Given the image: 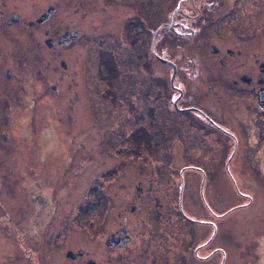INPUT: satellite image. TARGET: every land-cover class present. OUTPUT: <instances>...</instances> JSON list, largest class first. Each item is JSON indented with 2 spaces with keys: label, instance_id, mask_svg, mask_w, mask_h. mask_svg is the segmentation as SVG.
<instances>
[{
  "label": "flooded vegetation",
  "instance_id": "1",
  "mask_svg": "<svg viewBox=\"0 0 264 264\" xmlns=\"http://www.w3.org/2000/svg\"><path fill=\"white\" fill-rule=\"evenodd\" d=\"M103 1L0 0V264H159L163 191L162 202L170 205L175 199L179 209L174 225L175 231L181 229L175 239L179 263L176 259L173 264H264L263 0H206L204 7L198 0H180L167 21L160 20L151 43L152 50L157 35L156 55L151 53L157 57L159 51V63L172 73L170 87L177 96L168 118L174 133L184 132L172 136L162 128V140L179 143L188 134L191 142H213L215 165L210 170L181 168L180 184L163 185L166 189L155 178L148 183L144 178L118 220L111 221L115 192L111 199L104 194V205L99 208L97 201V209H91L90 199L98 182L88 185L89 193L82 197L81 176L93 157L85 163L81 156L87 146L76 130L80 125L73 128L61 107H51L53 101L66 105L74 94L71 107L80 101L84 40L104 28L99 27L101 13L112 19L117 36L146 43L143 0L136 3L138 18L129 20L123 10L109 8L114 0ZM187 2L192 3L190 11L184 8ZM156 12L154 25L159 8ZM225 20L233 25L224 35L214 37L205 29ZM171 23L172 30L163 27ZM201 37L206 51L195 45ZM185 41L196 46L197 56L182 61L165 55ZM35 109L38 120L32 118ZM188 169L197 175L187 182ZM114 170L102 174L113 177ZM208 173L221 183H196ZM146 207L149 216L137 217ZM136 217L142 220L133 224Z\"/></svg>",
  "mask_w": 264,
  "mask_h": 264
},
{
  "label": "rangeland",
  "instance_id": "2",
  "mask_svg": "<svg viewBox=\"0 0 264 264\" xmlns=\"http://www.w3.org/2000/svg\"><path fill=\"white\" fill-rule=\"evenodd\" d=\"M114 1L115 3L109 6L110 9L123 10L127 14L125 16L127 20L131 18L130 16L138 18L136 3L140 0ZM179 1H142L147 8L141 11L144 13L147 11L149 23H147L149 30L147 29L145 44L143 42H130V38H125L124 34L121 35V33L117 36L118 30L112 23V19H106L105 14L101 13L99 27L104 26V28L100 33H93L88 40L86 38L84 40V57L80 63L81 71L78 76L80 101L76 103V107H71L76 99L74 94L73 97L69 98L66 105H60L59 101L51 103L52 108L61 107L65 111V119L73 120L70 123L73 128L80 125L76 130L81 131L82 141L87 146L81 153L85 163H88L90 154L93 157V162L88 168H85V172L81 176L82 197L89 193L91 187L88 185L98 182L99 186L93 187L90 199L92 200L91 209H97L104 205L101 202L104 194L111 199L115 192L114 209L108 215L109 221L118 220V214L127 199L133 194L135 185L138 182H144V178H146L147 183L148 180L155 178V182H159V187L166 189L164 186L180 184L179 172L181 168L194 166L210 170L215 165V160L211 156L213 151H210V145H213V142L208 140L191 142L188 134L183 142L179 143L175 141L165 142L162 140L164 138L161 137L162 128L172 131L173 133L169 134L172 136L184 135V132L174 133L171 119L168 118L170 115L168 107H173V102L177 96L170 87L172 73L159 63V51L157 57L151 53L153 33L159 27L163 17H166L165 21H167L168 16L176 8ZM103 2L106 5V1ZM119 2H127L129 5H119ZM197 2L201 7H204L203 3L206 0H198ZM189 3L183 5L190 11L192 3ZM231 4L234 5V2L231 1ZM158 8L159 23L154 25L155 19L153 17ZM164 11L165 15L163 14ZM189 15L192 14L187 13L186 17ZM232 25H227L225 20L224 24L215 29H211V27L205 29L216 37L224 35L231 29ZM114 33L116 36H113ZM130 37L132 41L135 40L133 36ZM202 40L204 37L198 39L195 45L206 51V44ZM195 45H189L188 41L180 42L178 47L169 48L165 55L179 57L183 61L188 55L197 56ZM156 49L158 50L159 46ZM144 55L145 58H143ZM184 81L186 84L188 83L187 78ZM179 86L184 88L183 85ZM34 117L36 120L39 119L38 109L32 111V118L34 119ZM130 134L134 138H131ZM76 150L79 151V148ZM107 162H109L108 165H106ZM221 162L222 159L220 161L219 156H217L219 166ZM112 168H115L114 171H116L113 177L102 174L103 171ZM218 172L223 174V167ZM196 175L190 169L184 174L187 182L194 180ZM198 177L199 180L196 183L199 184L206 183L214 187V185L217 186L221 183L220 179L211 173H208L203 181L202 176L199 175ZM227 178L228 188L230 187L233 191L232 181L229 176ZM113 184L114 188L111 187V190H108L109 185ZM199 187L198 185V189ZM166 193L163 191V195L159 196V236L164 239L159 240V264H173L176 259L179 263V245L175 239H178L177 235L181 229L177 228L175 231L174 228L179 216L177 213L179 211L178 203L174 204L175 199H171L170 205H168L167 200L162 202L163 199H166ZM223 196L224 186L218 197L222 198ZM210 204L213 206V203L210 202ZM201 205H203L202 202L198 203L195 206L196 210H200ZM107 208L108 204L105 206V209ZM147 216H149L148 207L145 208L141 216L138 215L137 217L143 219ZM125 217L123 215V218ZM137 217L131 219L133 224L141 222L142 219L139 221ZM175 246H177V252ZM168 249H172L176 257L170 256ZM147 264H150L149 260Z\"/></svg>",
  "mask_w": 264,
  "mask_h": 264
},
{
  "label": "water",
  "instance_id": "3",
  "mask_svg": "<svg viewBox=\"0 0 264 264\" xmlns=\"http://www.w3.org/2000/svg\"><path fill=\"white\" fill-rule=\"evenodd\" d=\"M180 10V7L178 8V11ZM164 27H166V25L164 26ZM168 29H170V30H172V28H173V24H171L169 27H167ZM156 37H157V35H155V41H156ZM155 41H154V43H153V51H154V47H155ZM175 75H176V68H175V74H174V76H173V79H172V84H173V82H174V78H175Z\"/></svg>",
  "mask_w": 264,
  "mask_h": 264
}]
</instances>
